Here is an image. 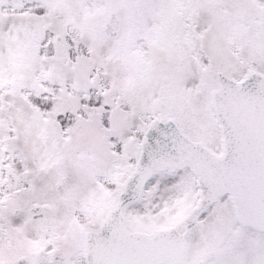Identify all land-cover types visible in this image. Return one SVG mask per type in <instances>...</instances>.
Segmentation results:
<instances>
[{"label":"snow or ice","instance_id":"1","mask_svg":"<svg viewBox=\"0 0 264 264\" xmlns=\"http://www.w3.org/2000/svg\"><path fill=\"white\" fill-rule=\"evenodd\" d=\"M0 264H264V0H0Z\"/></svg>","mask_w":264,"mask_h":264}]
</instances>
